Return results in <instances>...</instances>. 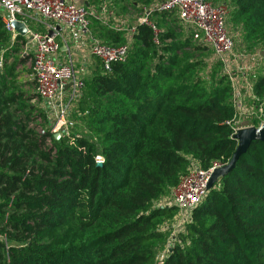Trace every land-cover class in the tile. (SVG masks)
<instances>
[{"label":"trees","instance_id":"trees-1","mask_svg":"<svg viewBox=\"0 0 264 264\" xmlns=\"http://www.w3.org/2000/svg\"><path fill=\"white\" fill-rule=\"evenodd\" d=\"M209 1L228 4L226 24L242 45L264 48V0ZM152 13L170 12L151 11L148 18ZM135 27L124 62L104 71L95 58L70 107L74 120L57 139L46 111L28 103L37 93L15 81L16 68L30 56L9 63L16 49L3 55L0 264H264L262 141L252 142L208 189L182 229L169 235L162 226L176 214L162 201L192 164L208 169L231 158L237 141L227 122L236 108L227 76L201 55L210 47L194 43L181 25L179 34L155 33L153 22ZM105 30L103 43L128 42L118 30ZM0 41H10L1 18ZM253 93L250 106L263 104L260 118L250 119L258 126L264 123V75Z\"/></svg>","mask_w":264,"mask_h":264},{"label":"built area","instance_id":"built-area-1","mask_svg":"<svg viewBox=\"0 0 264 264\" xmlns=\"http://www.w3.org/2000/svg\"><path fill=\"white\" fill-rule=\"evenodd\" d=\"M151 11L174 13L182 28L192 36V39L210 47L218 59L231 54L234 41L226 26L228 4L212 3L209 0H163ZM88 14V9L74 0H0V18L4 29L10 33L11 44L19 35L13 28L12 22L21 21L26 27V34L23 36L26 40L25 45L31 48L35 92L52 122L53 133L68 131L69 110L81 95L83 84L82 76L76 71L73 61L59 59L61 40L57 35L60 34L61 28H79L86 31ZM42 21L46 22L48 30L42 29L40 25ZM142 22H148L147 17ZM49 32H53V35H49ZM154 41L158 42L157 37ZM128 43L129 41L112 46L93 39L89 51L93 57L99 59L103 70L109 71L113 62L126 60ZM1 66L0 61V68ZM68 83L70 85L64 88ZM248 89L251 101L257 100L252 83ZM242 99V93L233 87L231 100L236 108V117L232 122H227L233 126V132L240 127L252 125L250 119L253 117L259 119L262 112V103L257 108L252 106L243 111ZM261 124H264L262 120L258 126ZM95 162L101 165L102 157L95 156ZM216 166L220 165L203 169L195 163L192 164L172 189L171 197L165 204L172 205L176 209L177 221L174 232L183 228L190 220L192 209L204 199L208 191L206 185L209 175Z\"/></svg>","mask_w":264,"mask_h":264},{"label":"rangeland","instance_id":"rangeland-1","mask_svg":"<svg viewBox=\"0 0 264 264\" xmlns=\"http://www.w3.org/2000/svg\"><path fill=\"white\" fill-rule=\"evenodd\" d=\"M74 1L78 4H81V5L84 4V0H74ZM89 1L95 5H101L100 8H102V6H104V4H105V6H106L105 9H107V10L109 7H112V8L116 7V4H114V2H116V0H89ZM120 12L122 14H127L128 21L137 20L138 17H144L145 16L143 13V9L139 8L135 11L132 8L127 7L126 5H124L123 8L120 9ZM110 14H111V12L108 10V12H106L103 15L110 16ZM146 17L148 20L147 23L153 22L158 27V29H156L157 33H158V31L161 32V31H167V30L172 31L176 34L182 33L181 28H180V22L177 19L176 15L172 12L167 13V14L152 13V15L149 16V18H148V15H146ZM134 24H135V26L137 25L136 23H134ZM135 26L130 27V24L128 22H127V24L123 22V23L119 24V26H117L116 28L119 29L118 32L123 33V37L126 38V41H129V43H131L132 34L136 31ZM226 26L230 31H232V34H233L234 46H233V49L230 53H234L236 56H238L239 57L238 60H245V59L253 60V61H257V59L261 60L260 63L257 62L259 64L256 68H252L250 70L248 69L246 71V73H247L246 79L250 83L254 84L259 76L264 75V61L262 59V56H264V55L261 54V52H263V54H264V48H261V47L248 48L247 45H245V44L242 45L240 42V39L238 37V34L236 32H234V26L230 23H227ZM124 29L127 31H125ZM99 39L101 40V38H99ZM15 42H17V44L19 46L14 45ZM124 43H125V41H124ZM162 43L169 44L170 41L164 40L161 42V44ZM194 43H197V42L194 40ZM120 44H123V43H120ZM11 49H13V50L16 49L17 52L15 54H13L14 56H11L8 59L9 63L13 60V57H15L19 54L20 55L22 54L21 57H23L25 55L30 56L28 58H25L24 62L16 68L15 81L18 82L19 88L22 89L23 91H26L28 93H35V83H33L34 79H33V73H32V58H31V54H30L31 53L30 46L27 44L25 45V42H22V40H15L14 39L12 44L10 43V41H8L7 43H3L0 41V61L1 62L3 60V55L6 52H11ZM25 52H27V53H25ZM201 55L204 58H206V60L209 62V64H212V62H214V64L218 63L217 64V66H218L217 72H216L217 75L223 74V75L227 76L228 84H230L232 87V82L234 80L233 77L235 76V73H236L235 69H231V66L234 63V61H233L234 57L231 54H228L223 59H218L214 55L212 49H209V48H207V51ZM244 71H242V72H244ZM80 74L82 77L86 76L84 74V72H81ZM242 100H243V106L245 105V108L250 105V101L248 100V97H247V99L243 98ZM28 103L32 107L37 106V107L43 108L42 102L38 97H36L35 99L31 100ZM72 108H70V112L68 115L69 121L74 120L73 117L72 118L70 117V115L71 116L73 115L72 114L73 112L71 111ZM48 119H49V117H48ZM49 121L52 124L50 119H49ZM41 124H42V122L40 120H36L33 123L32 127H34L36 129V131L39 132L40 131L39 127ZM76 126H78L81 129V133L86 134L87 128L85 127V125L83 123H81L80 121L77 120ZM170 197H171V195H168V197L163 199L162 202L167 201ZM176 221H177V216L175 214L172 219H169L168 222H166L164 225H162V226H166L167 229H169V235H170V233L173 234ZM0 238H3V237L0 235ZM169 244H170V240L168 239L165 248H161L159 253H158V259L159 260H161L162 256L167 251L166 247ZM168 250H169V248H168Z\"/></svg>","mask_w":264,"mask_h":264},{"label":"crops","instance_id":"crops-1","mask_svg":"<svg viewBox=\"0 0 264 264\" xmlns=\"http://www.w3.org/2000/svg\"><path fill=\"white\" fill-rule=\"evenodd\" d=\"M162 1L163 0H116V2H114V4H116V7L108 8V10L111 12L110 16H105L103 14L108 12V10L105 9V4L104 6H102V8H100L101 5H95L89 0H84L83 5L88 9L89 12L87 30L82 31L79 28H61L60 34L57 35V37H59L62 42H60L61 46L60 51L58 53L59 59L62 61L70 59L71 61H73L76 71L79 75H81V72H84L85 75H88L91 71L94 70L95 66V57H93L89 51L92 40H100L99 35H105V27L107 29L119 31V29L116 27L123 22L126 24L128 22L130 24V27L135 26L134 23H141L146 18V15H148L147 12L156 8ZM124 5L132 8L135 11L139 8L143 9V13L145 16L138 17L137 20H131L132 22L128 21L127 14H122L120 12V9L123 8ZM40 25L42 26L43 30H48L46 22H43ZM102 40L103 39L101 38L100 41ZM261 54L264 55L263 52H261ZM231 55L234 57V63L231 66V69L236 70L235 76L233 77L234 80L232 82V89L233 87L238 89L242 93L244 99H247L248 97V100L251 101L248 89V87L250 86V82L246 79V71L248 69L250 70L252 68H256L261 62V60H238L239 57L236 56L234 53H231ZM249 107L252 106L249 105L245 108L244 105L242 109L243 111H246L247 109H249ZM246 120L248 121L249 119L246 117Z\"/></svg>","mask_w":264,"mask_h":264},{"label":"water","instance_id":"water-1","mask_svg":"<svg viewBox=\"0 0 264 264\" xmlns=\"http://www.w3.org/2000/svg\"><path fill=\"white\" fill-rule=\"evenodd\" d=\"M12 26L19 34H26V27L23 22L15 20L12 22ZM49 35H53V32H49ZM69 85L70 83H68L64 88H67ZM59 136L60 133L54 134L56 139ZM232 137L237 141L236 148L227 163L216 166L212 169L207 181V189L211 188L219 178L225 176L235 167L239 157L247 151L252 142H264V124H261L260 126L249 125L240 127L232 134Z\"/></svg>","mask_w":264,"mask_h":264}]
</instances>
